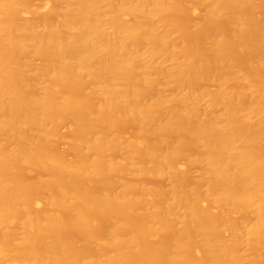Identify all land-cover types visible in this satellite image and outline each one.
<instances>
[{
    "label": "bare ground",
    "instance_id": "bare-ground-1",
    "mask_svg": "<svg viewBox=\"0 0 264 264\" xmlns=\"http://www.w3.org/2000/svg\"><path fill=\"white\" fill-rule=\"evenodd\" d=\"M0 264H264V0H0Z\"/></svg>",
    "mask_w": 264,
    "mask_h": 264
},
{
    "label": "rangeland",
    "instance_id": "rangeland-1",
    "mask_svg": "<svg viewBox=\"0 0 264 264\" xmlns=\"http://www.w3.org/2000/svg\"><path fill=\"white\" fill-rule=\"evenodd\" d=\"M32 3L36 6H38L39 8H42L44 6L45 0H32ZM25 16H27V15H25ZM193 18H195V17H193ZM72 129H73L72 124L70 122H66L63 126H61L58 129L57 133L60 136L66 137L70 134V131ZM124 131H125L126 135L130 134V132H131L130 129H128V128H126ZM51 148L54 151L61 152V153L65 154V156H67V157H71V154L68 150V145L66 143V140L53 141L51 144ZM146 183H152V180L147 179Z\"/></svg>",
    "mask_w": 264,
    "mask_h": 264
}]
</instances>
